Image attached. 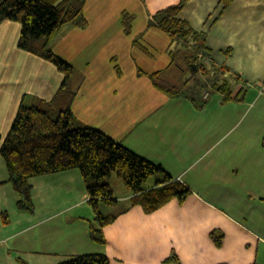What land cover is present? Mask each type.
<instances>
[{
    "label": "crops",
    "instance_id": "0c3cea01",
    "mask_svg": "<svg viewBox=\"0 0 264 264\" xmlns=\"http://www.w3.org/2000/svg\"><path fill=\"white\" fill-rule=\"evenodd\" d=\"M89 2L84 9L89 24H66L56 35L86 36L93 21ZM179 2L143 1L151 22L157 11ZM97 3L96 18L109 17L104 1ZM179 16L204 36L212 74L222 68L218 77L232 81V99L209 90L201 99L195 96L205 99L199 107L187 91L160 89L155 76L160 70L150 82L144 72L126 80L120 64L108 55L99 57L98 46L111 33L100 28L93 34L101 37L93 41L95 55L85 62V80L93 92L79 93L73 111L78 117V107H90L88 116L99 118L92 119L94 126L161 164L191 194L184 203L172 199L151 213L132 204L133 192L116 198V204L127 203L108 213L116 219L104 227L107 242L100 244L90 234L91 224L98 223L78 168L31 178L30 211L20 207L0 151V264H59L82 253H105L111 264H264V0H232L227 7L221 0H187ZM161 31L172 37V45L182 41ZM20 35L19 22L0 23V149L31 87L34 104L50 100L65 80L54 64L20 48ZM56 35L50 43L55 53ZM81 49L88 53L89 48ZM45 70L53 77H46ZM237 95L240 100L234 99ZM162 178V173L155 175L156 181ZM215 229L224 233L222 246L211 236Z\"/></svg>",
    "mask_w": 264,
    "mask_h": 264
},
{
    "label": "trees",
    "instance_id": "16d2710c",
    "mask_svg": "<svg viewBox=\"0 0 264 264\" xmlns=\"http://www.w3.org/2000/svg\"><path fill=\"white\" fill-rule=\"evenodd\" d=\"M186 1L180 0L157 11L152 22L186 44L185 49L191 55L182 57L188 62L190 70H202L205 77H210L213 70L206 63L208 53L205 51L204 36L179 16ZM221 1L224 7L232 2ZM85 5L86 0H0V23L5 20L21 23L19 47L48 60L65 75L63 84L50 100L40 99L31 105L22 101L0 151L9 169L10 179L20 194L19 205L30 211L34 209L31 178L78 168L85 179L89 204L98 223V227L91 224V237L95 242L105 244L107 238L104 227L113 222L116 215L104 214L100 206L102 201L108 204L117 202L113 187L107 180L113 172L133 192L132 204L141 205L147 213L159 209L172 199L184 203L192 191L186 184L173 180L161 164L136 153L102 129L81 124L77 120L73 104L79 92L69 83L75 68L55 53L50 43L66 24L82 27L89 24ZM216 73L209 78L210 85L203 79L200 85L202 91L198 86L189 87V79L181 87L160 82L161 72L155 74L156 85L169 93L189 92L199 107L205 103V99H198L209 90L222 92L226 100L232 99V81L227 77H218V73H224L222 68H217ZM234 99L241 98L237 95ZM159 173L163 174V178L157 180L153 188L147 189L145 182ZM211 236L218 246H222L223 231L215 229ZM172 258L177 259V254H173ZM59 264H111V260L105 253H82ZM178 264H182L181 261L178 260Z\"/></svg>",
    "mask_w": 264,
    "mask_h": 264
},
{
    "label": "rangeland",
    "instance_id": "374dc122",
    "mask_svg": "<svg viewBox=\"0 0 264 264\" xmlns=\"http://www.w3.org/2000/svg\"><path fill=\"white\" fill-rule=\"evenodd\" d=\"M89 1L88 16H91L93 21L91 29L86 33L87 35L79 36L68 31L59 32L54 43L56 52L67 58L66 60L74 65V73L69 83L79 89L80 94H86L89 91L93 92L89 80H85L88 72L85 62L88 56L95 55L91 54L92 44L94 40L101 39V37L93 34H96L95 32L100 28L109 30L111 33L106 37L102 36L104 44L102 47L101 44L98 46V55L99 57L108 55L114 64H120L126 80L137 77L144 72L143 77L146 82H150L151 76H153L152 73L160 70L161 74L158 79L160 82L181 87L187 78L190 80L188 81L189 87L198 86L202 91L200 85L203 79L207 80V77L203 75L202 70L197 72L190 70L188 62L182 57L183 55H191V52L185 49L187 47L186 44L183 41H179V44L174 43L172 45V37L161 31L160 27L148 19V9L143 3L144 0H102L106 4L105 12L110 13V16L104 20H98L95 16V13L101 11L100 5L97 3L98 0ZM82 46L84 49L89 48L88 53L81 51ZM171 48L174 50L172 56L169 53ZM99 57L95 59L98 58L100 60ZM207 62L209 65L212 64L211 57L208 60L206 59ZM178 64L179 67H182L183 73L177 67ZM53 67L56 72L64 76L61 70L55 66ZM44 72L46 77H53L48 70ZM207 84L210 85L211 82L208 81ZM31 91L25 101L27 105L33 103L34 95H36L34 88L31 87ZM145 92L144 90L143 93ZM156 92L158 93L159 90ZM89 113L90 107L85 109L78 107V111H76L78 117H76L92 126V119L98 122L99 118L96 116L89 117L92 115H89ZM107 180L116 191L115 198L125 197L128 192H131L116 172H113ZM155 181V175H153L145 182V185ZM126 203L122 200H119V204H108L102 201L100 208L104 214L116 213L122 210Z\"/></svg>",
    "mask_w": 264,
    "mask_h": 264
},
{
    "label": "built area",
    "instance_id": "2783aa9c",
    "mask_svg": "<svg viewBox=\"0 0 264 264\" xmlns=\"http://www.w3.org/2000/svg\"><path fill=\"white\" fill-rule=\"evenodd\" d=\"M208 58H210V57H209V55L207 54V60H208ZM179 179H181V178H179Z\"/></svg>",
    "mask_w": 264,
    "mask_h": 264
}]
</instances>
